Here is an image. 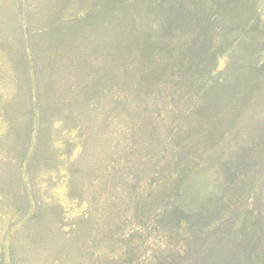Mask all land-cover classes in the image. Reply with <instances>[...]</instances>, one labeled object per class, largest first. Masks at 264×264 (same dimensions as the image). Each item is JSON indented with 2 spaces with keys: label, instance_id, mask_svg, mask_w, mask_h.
<instances>
[{
  "label": "rangeland",
  "instance_id": "374dc122",
  "mask_svg": "<svg viewBox=\"0 0 264 264\" xmlns=\"http://www.w3.org/2000/svg\"><path fill=\"white\" fill-rule=\"evenodd\" d=\"M89 3L0 0V264H117L126 242L137 243L145 260L164 249L154 236L153 217L141 224L133 207L157 177L158 141L175 119L174 106L167 91L150 113L145 109L139 93L145 81L137 85L136 78L140 69L150 74L153 66L127 58L129 34L135 33L125 28L128 15L115 6L82 21ZM257 9V26L264 28V0ZM141 28L144 40L149 27ZM256 32L253 53L263 62L264 30ZM151 34V44L160 46L161 33ZM168 49L159 51L156 68L179 50L172 44ZM226 57L223 50L217 53L216 73ZM251 74L245 77L263 82ZM167 83L161 79L159 87ZM252 93L254 102L259 95ZM241 112L248 128L246 134L236 131L239 140L261 121L254 114L249 118L244 106ZM173 173L172 167L164 175L171 187ZM207 175L201 173L190 189L193 204L211 194ZM109 235L118 236L119 244L105 248Z\"/></svg>",
  "mask_w": 264,
  "mask_h": 264
},
{
  "label": "trees",
  "instance_id": "16d2710c",
  "mask_svg": "<svg viewBox=\"0 0 264 264\" xmlns=\"http://www.w3.org/2000/svg\"><path fill=\"white\" fill-rule=\"evenodd\" d=\"M257 1L91 0L84 10L82 21L98 19L115 6L128 15L125 28L130 26L129 32L135 33L129 34L127 58L137 57L140 63L147 59L153 66L150 74L140 69L136 78L137 85L145 81L146 88L139 92L145 109L150 113L159 96L168 91L175 110V119L158 141L157 177L148 181L145 195L133 207V215L143 220L141 224L153 217L154 236L164 249L152 251L145 260L136 252L137 243L126 242L116 254L120 256L117 264H264V61L253 53L259 37L256 31L264 28L257 26ZM105 21H101L102 27ZM142 26L149 30L147 35L143 32L144 40H139ZM156 30L161 33L157 47L151 44V33ZM171 44L177 45V55H168L156 68L159 51H166ZM222 50L226 62L216 73L213 67ZM172 57H176L174 63ZM251 72L263 82L246 78ZM161 79L168 85L159 87ZM255 91L259 97L253 102L250 99ZM243 106L249 118L254 114L253 118L261 121L254 122L253 131L239 140L236 131L244 133L248 128L243 116L239 118ZM189 121L195 126L189 127ZM239 143L247 150L241 152ZM172 167L175 187L164 183L165 172ZM113 172L121 173L118 169ZM205 172L211 194L196 205L191 201L195 190L190 189ZM119 239L109 235L105 248L119 244ZM145 242L139 244L144 247Z\"/></svg>",
  "mask_w": 264,
  "mask_h": 264
}]
</instances>
